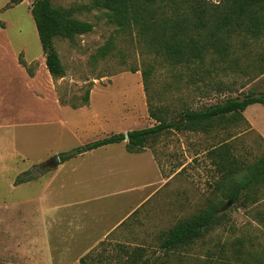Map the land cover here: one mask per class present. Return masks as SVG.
Segmentation results:
<instances>
[{
    "label": "rangeland",
    "instance_id": "374dc122",
    "mask_svg": "<svg viewBox=\"0 0 264 264\" xmlns=\"http://www.w3.org/2000/svg\"><path fill=\"white\" fill-rule=\"evenodd\" d=\"M33 1L8 4V0H0V26L6 25L4 33L0 30V39L6 34L27 59L34 57L27 71L35 76L30 84L19 73L18 85L28 83L29 88L33 84V92L20 88L16 107H0V205L15 195H37L41 191L37 178L50 176L57 168H61L56 176L65 179L66 192L74 187L70 185L76 176V161L60 163L54 158L110 134H125L156 123L148 113V94L153 104L167 107L177 120H181L176 113L182 107L203 109L227 98H241L249 90L264 94V61L259 59L264 55V36L236 37L225 60L208 53L202 63L170 65L147 52L134 30L121 31L108 22L104 9L93 7V0H49L54 6L71 8L73 16L93 25L73 39H54L65 75L50 77L43 67L44 53L30 13ZM108 40V53L93 57ZM147 64L153 65L148 92L141 73ZM86 90L88 103L71 106L82 103ZM235 119L226 114L206 130L163 132L142 149L153 156L155 165L147 155H128L124 142L93 151V160L105 155L114 159L94 175L95 192L104 193L105 198L93 202V210L112 209L113 220L119 212L136 209L124 222L131 227L129 237L124 238L126 250L136 244L144 246L142 256L148 258L147 264L161 260L166 264H224L219 261L226 258V264H264V182L249 189L244 206L243 194L232 204L224 197L227 186L220 183L218 157L210 153L214 147L228 148L237 181L243 180L263 155L264 146L249 133L238 137L241 144L234 147L236 140L231 137L248 127ZM26 170L34 181L14 184ZM211 201L221 202L220 211L227 215L223 222L193 245L163 253L158 234ZM116 244H99L85 255L86 261L124 264L127 253ZM100 254L104 256L99 258Z\"/></svg>",
    "mask_w": 264,
    "mask_h": 264
},
{
    "label": "trees",
    "instance_id": "16d2710c",
    "mask_svg": "<svg viewBox=\"0 0 264 264\" xmlns=\"http://www.w3.org/2000/svg\"><path fill=\"white\" fill-rule=\"evenodd\" d=\"M8 1V4H12L20 0ZM93 7L104 9L107 21L115 24L118 30H134L147 52L170 65L202 63L208 53L225 60L235 47L236 37L258 39L264 36V0H219L217 4L207 0H93ZM30 13L35 22L48 73L53 78L63 77L65 70L55 49L54 39L56 37L73 39L76 35L90 31L92 23L73 16L71 8L54 6L49 0H34L30 6ZM109 42L108 40L99 47L93 57H104L110 50ZM259 59L264 61V55L261 54ZM152 72V64H147L141 72L146 92L149 90L148 80ZM147 99L149 116L156 123L126 131L127 139L123 133H113L84 146L62 152L58 154L59 161L63 162L85 151L117 142H124L128 152H138L163 132L172 129L206 130L216 118L231 114L234 119H242L241 112L247 105L264 104V94L247 91L241 98H227L203 109L182 107L176 113L180 115L181 120H177L173 111L153 104V97L150 94ZM82 100L80 105L71 106L87 104L88 90L83 94ZM227 150L228 148L222 146L214 147L210 153L218 157L217 169L222 172L220 183L227 186L224 189V197L233 204L243 194L241 205L244 206L249 189L254 184L264 182V152L252 166L249 174L243 180L237 181L233 179L235 165L231 162L232 157L226 153ZM24 173L25 176L15 178L14 182L21 183L33 178L30 170ZM220 208V201L208 202L196 213L161 231L158 234L159 249L166 254L201 240L227 217ZM145 250L144 246L123 249L127 253L124 264H147L148 258L142 256ZM226 259L218 261L226 264L228 260ZM79 262L90 264L85 256L79 258ZM213 263L217 261L214 260ZM158 264H166V261L161 260Z\"/></svg>",
    "mask_w": 264,
    "mask_h": 264
},
{
    "label": "crops",
    "instance_id": "0c3cea01",
    "mask_svg": "<svg viewBox=\"0 0 264 264\" xmlns=\"http://www.w3.org/2000/svg\"><path fill=\"white\" fill-rule=\"evenodd\" d=\"M2 26L0 30L3 32L6 25ZM10 40L6 34L3 35V41L0 39V107L9 105L8 107L14 108L17 106L15 99L20 88L22 91L27 92L30 89L33 92V84L28 88V83L18 85L17 80L21 73L20 78L24 82L33 83L35 76L32 71H27V64L34 57L27 59L23 49L13 45ZM47 75L51 77L49 73ZM241 115L243 118L235 119L234 122L243 121L248 127L234 133L231 139L236 140L249 133L257 137L264 146V104H249ZM241 141L236 140L234 147L240 145ZM107 146L108 144L99 146L63 161L74 160L78 164L73 168L76 176L70 185L76 186L75 188H69L66 192L65 179L56 176L61 169L57 168L52 175L37 178L36 181H41V191L37 195H15L10 201H2L0 264H82L79 258L99 244L117 243L116 248L125 249L124 245L128 241L124 238L129 237L131 227L124 222L136 209L131 207L126 212H119L113 220H110L112 213L114 214L112 209L106 210L103 206L93 210V202L105 198L104 193L95 192L93 185L96 184L93 181H97L94 180V175L114 160L109 155L93 160V151L105 149ZM125 152L133 156L147 155L149 162L155 165L153 156L147 151ZM32 181L34 180L20 184ZM12 186L17 185L12 183ZM87 204L89 206L86 207ZM103 256L100 254L99 258Z\"/></svg>",
    "mask_w": 264,
    "mask_h": 264
},
{
    "label": "water",
    "instance_id": "95a60500",
    "mask_svg": "<svg viewBox=\"0 0 264 264\" xmlns=\"http://www.w3.org/2000/svg\"><path fill=\"white\" fill-rule=\"evenodd\" d=\"M124 136H125V139H127V134L126 133L124 134ZM54 159H55V161H57L59 158L55 157Z\"/></svg>",
    "mask_w": 264,
    "mask_h": 264
}]
</instances>
